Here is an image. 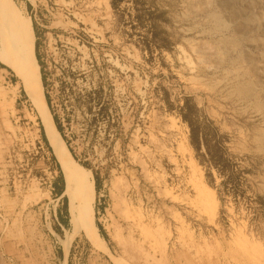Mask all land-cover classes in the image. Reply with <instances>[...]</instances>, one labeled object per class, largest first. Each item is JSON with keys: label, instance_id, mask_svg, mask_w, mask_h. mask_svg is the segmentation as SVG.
I'll return each instance as SVG.
<instances>
[{"label": "rangeland", "instance_id": "rangeland-1", "mask_svg": "<svg viewBox=\"0 0 264 264\" xmlns=\"http://www.w3.org/2000/svg\"><path fill=\"white\" fill-rule=\"evenodd\" d=\"M11 1L101 189L44 133L54 196L42 116L0 63V264H264V0ZM71 74L113 88L118 125L83 133Z\"/></svg>", "mask_w": 264, "mask_h": 264}, {"label": "trees", "instance_id": "trees-1", "mask_svg": "<svg viewBox=\"0 0 264 264\" xmlns=\"http://www.w3.org/2000/svg\"><path fill=\"white\" fill-rule=\"evenodd\" d=\"M27 10H31V6L29 4L27 5ZM31 23L35 37V58L39 66L40 79L45 102L52 117L53 124L73 160L82 168L91 172L94 181L95 192L98 193L101 189V180L99 179L98 174L91 169L88 161L85 160V155L82 154L81 156H77L74 151V148L72 146L74 136L70 132V118L68 117V113L62 112L60 109L61 105L59 104L57 99L58 97L56 94V87L54 86L51 74L40 54V42L42 38L41 31L36 21L32 18ZM0 67L2 66L0 65ZM77 75L78 74H71L72 81L68 85H66V91L71 100L72 110L78 111L82 116V126L84 128L83 133L86 136L89 135L93 137L97 134L98 129L101 125H118L115 119L117 110L114 106L115 104L113 101V88L111 86L106 88L102 85L98 87H91L88 89H80L78 91L76 90L77 88L74 85ZM80 77L83 78L82 76ZM40 136L46 150L51 155L52 162H54L56 167L57 178L54 182L53 194L56 197H61L64 189L62 174L59 165L56 162V159L44 135L42 127H40ZM65 213L67 215V211H65ZM62 222L67 226L66 221ZM98 229L99 235L102 237V239L107 241V238L104 235L102 229L100 227Z\"/></svg>", "mask_w": 264, "mask_h": 264}, {"label": "bare ground", "instance_id": "bare-ground-1", "mask_svg": "<svg viewBox=\"0 0 264 264\" xmlns=\"http://www.w3.org/2000/svg\"><path fill=\"white\" fill-rule=\"evenodd\" d=\"M4 7L9 8L10 19L15 23L16 29L8 26V30L7 19L1 18V10ZM0 43L2 46L0 63L10 68L21 80L24 93L42 116L44 133L61 168L65 174L74 169L77 171L79 168L61 141L51 118L45 115L47 109L41 95V79L34 55V34L30 20L20 14L15 3L11 0H0ZM92 191L93 186L87 182L85 190L87 198L91 199Z\"/></svg>", "mask_w": 264, "mask_h": 264}]
</instances>
